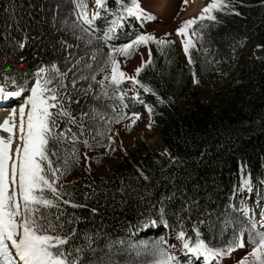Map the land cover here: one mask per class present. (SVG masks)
<instances>
[{
    "label": "trees",
    "instance_id": "16d2710c",
    "mask_svg": "<svg viewBox=\"0 0 264 264\" xmlns=\"http://www.w3.org/2000/svg\"><path fill=\"white\" fill-rule=\"evenodd\" d=\"M86 3L91 14L94 10L88 0ZM105 3V8L96 10L100 16L90 32L77 39L81 33L76 29L73 35L75 16L70 14L74 7L70 0H0V73L8 69L6 74L15 76L18 84L24 79L29 83L42 65L56 62L65 71V57L70 61L83 57L79 67L89 78L75 87L86 88L93 71L99 81L104 73L96 69L104 64L109 49L132 40L137 32L135 26L125 28V14L110 40L97 39L117 9L115 0ZM230 4V8L214 12L217 21L205 18L187 28V38L193 42L191 65L171 38H160L170 42L164 45L151 42V63H145L137 78L156 95L122 81L124 107L114 92L116 86L107 89V97L101 93L94 98L101 91L97 83L87 96L73 92L69 73L65 83L73 97L70 110L77 121L80 112L88 116L83 120L84 134L75 144L79 159L69 160L70 167L58 184L63 199L79 205L61 203L60 211L65 214L66 231L76 230L70 246L83 249L82 264H96L99 259L104 264H146L151 257L145 249L161 240L162 231L172 234L183 229L194 242V226L206 242L222 247L233 235L232 225L225 228V221H232L237 229L247 223L237 211L234 195L241 189L244 175L252 188L264 186V0H230ZM65 18L66 24L62 23ZM16 41H24L25 47L20 49ZM251 43L259 45V55L246 51ZM93 49L98 50L95 61L90 60ZM148 60L149 55L143 62ZM83 63H92V69H84ZM6 89L16 90L11 83ZM141 104L151 105L150 129L163 148L152 152L137 142L126 148L109 171L95 173L115 145L107 134L117 113L140 112ZM69 127L80 131L76 125ZM84 139L90 147L84 146ZM72 146V141L58 146L61 165ZM85 152L90 154L87 161L91 165L81 171ZM51 211L59 214L54 208ZM150 220L155 223L148 224Z\"/></svg>",
    "mask_w": 264,
    "mask_h": 264
},
{
    "label": "snow or ice",
    "instance_id": "6c2138e0",
    "mask_svg": "<svg viewBox=\"0 0 264 264\" xmlns=\"http://www.w3.org/2000/svg\"><path fill=\"white\" fill-rule=\"evenodd\" d=\"M70 2L74 6L70 14L75 16L72 22L73 35H76L75 30L78 29L81 35L76 38L83 39V34L90 32L100 12L93 11L89 14L86 0H70ZM115 2L117 9L113 13L112 22L104 31L103 36L96 37L97 39H103L106 42L110 40L111 33L117 30V25L123 21L125 14L137 19H152L151 13L147 12L138 0H131L130 4L125 3V0H115ZM95 5L98 9L106 7L105 0H95ZM230 7V0H210L201 9L200 15L183 21L181 27L176 29L177 35L184 37L181 43L190 65L193 60L189 49L193 46V42L187 38L186 29L205 18L217 21L214 12ZM232 11L235 12V9L232 8ZM235 14L239 15V12ZM62 23L66 24L67 18ZM192 34L195 35V33ZM152 41L157 45L170 43L150 34H138L129 42L119 45L118 48H110L104 64L96 69L104 73L105 66H110V75L105 73L97 81L95 72H90L91 82L86 88L77 89L75 87L78 81H87L89 78L79 67L83 62V57H76L74 61L65 57V71H61L56 62L40 66L33 73L34 83L30 88L27 79H24L22 84H18L15 76H8L6 74L8 69L0 73L3 78V83H0V96L11 98L19 97L25 91L29 93L23 96L22 103L19 104L18 118L16 110L13 109L0 122V130L7 133L6 137H0V264H82L83 249L80 246H70L76 230L66 231L65 220L62 219L65 214L60 211L61 203L71 204L74 208L79 205L72 203L69 199H63L62 185H59L58 181L69 169V160L78 161L79 159L75 144L79 136L84 134L83 120L88 114L80 112V121H77L72 114L70 105L73 97L65 81L71 73L73 92L78 91L84 96L93 90V83L99 84L101 91L94 98H98L101 93L107 97V89L116 86L114 92L124 107L127 105L124 104L125 92L120 88L122 81H130L134 86L139 85L144 92L156 95L147 84L141 83L137 78L145 63H151L150 51L149 60L136 67L133 75L122 71L118 61L114 58L116 52L128 57L135 46L146 45ZM88 43L90 44L91 40ZM16 44L20 49L25 47L24 41H16ZM61 45L64 47L65 42L61 41ZM66 47L71 48L72 46L67 45ZM97 51L93 49L91 61H95ZM69 56H74V54L69 53ZM69 64L71 67L68 66ZM92 67V63H83L84 69L91 70ZM78 72L81 74L77 75ZM105 81L108 83L106 84ZM8 83H11L16 90H6ZM193 83H197L195 73H193ZM132 91L134 98L138 100L139 93L136 92L135 87ZM157 100H160L159 96ZM76 102H79V98ZM145 108L150 114L152 113L151 105L145 104ZM91 110L94 114H98L95 107ZM113 111H116L114 107ZM131 115L139 117V113L135 111ZM125 118L124 114L117 113L115 122L118 123ZM100 119L103 120L104 116L100 115ZM61 122L64 123L63 128H61ZM134 122L133 120L132 123ZM69 125H76L80 129L79 133L74 132ZM148 126L151 127V123ZM127 127H131V123ZM17 132L19 142L14 146L13 155V141L17 138ZM107 139L111 142L112 137L108 136ZM67 141H72L73 146L70 154H67L66 150L64 163L61 165L58 146H63ZM83 144L86 148L90 147L87 139L83 140ZM53 157H56L55 161ZM85 159H88L87 154H85ZM240 187L251 190L247 179H242ZM68 195L71 196V193ZM53 208L59 213L58 215L52 213ZM92 211L95 212L96 209ZM238 211L245 215L247 223L241 224L237 229L232 221H225V228L229 225L233 227V235L226 245L222 247L210 245L202 238L200 230L195 226L192 229L195 233V239L192 242L186 232L181 229L176 237L180 242V248L173 251L175 245L169 244L164 239L154 242L150 250L145 249L151 257L146 264H222L224 257L248 245H251L250 251L246 252L237 264H264V208L260 209L259 220L256 219L253 210L243 201ZM67 222L71 223V220ZM152 223L155 221L148 222V224ZM245 233H247V240H245ZM96 264H104L103 259H99ZM108 264L112 262L109 261Z\"/></svg>",
    "mask_w": 264,
    "mask_h": 264
},
{
    "label": "rangeland",
    "instance_id": "374dc122",
    "mask_svg": "<svg viewBox=\"0 0 264 264\" xmlns=\"http://www.w3.org/2000/svg\"><path fill=\"white\" fill-rule=\"evenodd\" d=\"M156 1V0H154ZM138 2L141 4V6L146 9L147 12L151 13L152 19H140V23L138 24L139 27H137V32L135 35L138 34H150L155 36L156 38H171L177 45L178 50L180 52V55L182 58L186 61V55L183 51L182 46V39H184L183 36L177 35L176 29L181 27L183 21L189 20L191 18L197 17L200 15L201 9L206 6L210 0H201L199 8H197V11L189 17H180L182 14L181 12L184 11L182 6H186L184 0H175L174 7L168 8L167 10L163 11L162 13L158 12V1L155 3L152 0H138ZM89 6H92V3L90 0H88ZM93 7V6H92ZM183 10V11H182ZM187 30V29H186ZM187 32V31H186ZM135 38V37H134ZM129 42V41H127ZM125 42V43H127ZM257 43H251L246 47V51L252 52L255 55H259L260 47ZM151 49V42L148 44H140L134 47V52L131 56L125 57L119 52L114 53V58L118 61L119 67L122 71L126 72L128 75H133L134 70L136 67H138L149 55V51ZM105 73H108L110 75V66H106ZM32 83H34V79H31L28 83V87L30 88ZM194 86H196V83H194ZM8 90V89H6ZM28 91H25L21 94L19 97H12V103L8 102L5 103L8 105V109H17L16 112L18 113L19 110V104L22 103L23 96L28 95ZM1 97L4 96H0ZM7 97H4V99ZM16 100V101H15ZM202 100L204 101V97H202ZM2 101H0L1 103ZM15 103V104H14ZM4 103H1L0 105H3ZM16 106V107H15ZM4 107V106H3ZM6 107V106H5ZM140 112L139 117H133L131 115V111H124L123 114L126 116L125 119L120 120L118 123L115 122L110 127L107 137L111 136L112 141H114L115 145L113 147V150L110 152H107L105 154V151H102V154H105L102 162L101 167L98 168L95 173L97 174H103L107 171H109L113 164L116 162L118 158L126 151V148L130 145H133L137 142H143L146 145V148L149 151H155L163 148V143L157 136L156 132H152L150 127L148 126L150 124L149 120V114L145 106L140 105ZM4 112L0 115V118ZM18 118V114H17ZM135 121L132 123V121ZM131 123V127H127V125ZM1 134V132H0ZM4 134V135H3ZM18 132L16 133L17 138L13 141V155H14V146L16 143L19 142L18 140ZM6 132L2 131V135L0 137H6ZM85 154H87V157H90V154L85 152L82 159H81V171L84 169L85 166H90L91 164L87 159H85ZM243 179L249 180L248 177L245 175L243 176ZM250 182V181H249ZM251 187V186H250ZM244 196V192L242 193ZM244 202H247L249 207L255 211V217L259 219L260 209L264 208V197H258L251 196L250 199H245ZM160 239L167 240L169 244L175 245V249L173 251H177L180 248V242L177 240V236L173 234H166L165 231H162L159 235ZM245 240H247V235H245ZM251 245H248L245 248L236 249L230 256H226L222 260V264H235L237 260L242 258L246 252L250 251Z\"/></svg>",
    "mask_w": 264,
    "mask_h": 264
},
{
    "label": "bare ground",
    "instance_id": "6f19581e",
    "mask_svg": "<svg viewBox=\"0 0 264 264\" xmlns=\"http://www.w3.org/2000/svg\"><path fill=\"white\" fill-rule=\"evenodd\" d=\"M152 1L154 3L156 1H158V4H159V6H158V12L159 13H162L163 11L167 10L168 8H173L174 7V3L173 2L175 0H156V1L152 0ZM184 2H185V0H184ZM200 2H201V0H187V2L185 3L186 6L185 5L182 6L183 9H184V11L182 10L183 12L180 13V14H182V16H180V17H189V16H192L197 11V8H199ZM5 100H6V98L4 99V97H1V99H0V101H2V102L4 101L3 102L4 104L3 105H0V115L4 112V114L0 118V122H2L9 115V113L12 112L13 109H15V108H13L10 111V109H8V107H7L8 105L5 104V103H8V102L12 103V101H11L12 99H9V100H6V101ZM15 110H17V109H15ZM2 131L3 130H0V132H1L0 135H2ZM256 219L258 220L257 217H256Z\"/></svg>",
    "mask_w": 264,
    "mask_h": 264
}]
</instances>
